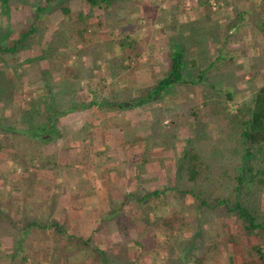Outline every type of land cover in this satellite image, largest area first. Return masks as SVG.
Returning <instances> with one entry per match:
<instances>
[{"label":"rangeland","instance_id":"1","mask_svg":"<svg viewBox=\"0 0 264 264\" xmlns=\"http://www.w3.org/2000/svg\"><path fill=\"white\" fill-rule=\"evenodd\" d=\"M33 2L42 5L44 0H10L6 7L0 3V42H8L7 36L9 39L17 37L20 30L27 29L31 23L37 24ZM198 3V0H119L115 2L108 20L101 26H92L84 35L83 28L74 23V19L68 23L63 22L64 15L55 4L54 8L40 12L41 25H37L39 28L35 35L23 43L19 56L7 59L0 55V86L7 88L0 94V123L13 125L18 116L22 117L21 125H16L20 131L18 135L0 130V264H54L55 259L59 260L58 257L62 255L69 256L72 263L89 264L94 257L90 250L82 251L83 245L69 247L68 241L53 226L56 222L68 234L80 238H86L98 229L95 243L107 249L105 256L109 264H118L122 260V254L138 255L140 248L134 241L146 240L150 236L163 241V230L166 229L161 221L162 216L172 212L167 207L168 202L159 203L149 199L144 202L143 210L132 205L136 218H139L124 227L122 219H118L119 225L117 221L112 225L111 221L103 222V219L115 218L113 214L118 212L124 192L132 191L139 195L165 183L170 184L172 174L165 171L161 159L157 161L159 167L150 162L152 167L149 168L147 162L153 161L159 153L173 157L180 154L187 137L194 132L191 123L181 118L188 116L194 105H200L202 111L206 109L202 105L199 87L176 86L164 97L143 103L133 99L135 96L131 90L122 89L120 99L125 100L123 110L111 111L108 108L90 106L61 115L56 129L50 134L51 140H37L36 145L32 143L34 141L30 133L24 134L21 130L26 122L25 108L30 107L33 100L40 104L49 98L47 92L38 93L36 87L39 83L36 81H41L40 84L47 89L52 88L55 97L61 96L59 89L70 86L73 90L80 85L81 93V87L84 89L88 84L96 87L94 93L98 95L97 99L102 96L115 99L119 90L115 91L111 87H118L121 81L131 89L135 84L134 89L153 86L158 77L168 69L166 57L176 43L184 47L188 57L194 55V52L202 56L203 50H193V33L189 27L192 21L195 23L199 18L208 25L214 26L219 22L217 29L224 33L227 26L230 27L227 45L223 43L220 49L223 55L227 53L232 57L228 67L236 66V72L231 76L239 89L235 101L247 99L253 88L264 82V34L256 27L250 28L254 23L251 20L244 21L247 17L228 25L227 20L236 11L244 12L246 16L243 4L259 11L261 6L264 7V0H208L210 9L207 5L199 6ZM69 6L73 14L79 11L77 3H70ZM110 15L114 16L113 20ZM127 31L138 34L140 53L131 60L125 58L121 63L122 56L117 41ZM224 33L217 36L216 44L221 36L224 37ZM198 36L196 35L197 38ZM205 44L208 50L214 45ZM261 52L262 55L259 54ZM255 57L261 62L257 71L250 69V61L252 58L255 60ZM58 59H64V63L59 65ZM189 59L190 57L187 59L188 66L191 65ZM82 61L85 66L80 68ZM120 63L129 66L122 68ZM69 67L82 70L84 78L80 84L73 81L72 72L71 77H64L63 70ZM91 72L98 74L90 75ZM125 79H128L127 83H123ZM101 86L104 88L100 91ZM68 94L71 96L73 92ZM63 104V100L57 102V107L63 108ZM39 108L43 110L34 112L36 124L43 123L47 114L46 108ZM198 114L200 118V113ZM175 115L178 124L171 127L170 121ZM2 117L4 118L1 119ZM160 117H164L162 127L158 122ZM220 117L213 115L208 118V123L213 122L215 125L221 120ZM159 132L165 134L158 139ZM143 135L146 138L141 141L140 137ZM162 142L170 143L167 145L172 149L165 150L163 147L160 152L159 147H154ZM34 145H40L42 151L35 152L32 149ZM97 146L105 147L108 152L112 151L113 160L107 162L103 155H93ZM81 149L85 150L83 156L78 154ZM19 152L28 153L21 155ZM126 153H131V157L125 160ZM129 168L137 171L136 177L129 175L123 182L121 178L127 176L123 171ZM112 170L116 171L117 177L109 175ZM185 202L182 209L176 206L173 210V213H177L176 209L179 212V219L174 223L176 225L182 219H192V215L186 214L191 203L189 200ZM129 208L124 207L126 211ZM147 218L150 222L143 223ZM10 220H14L13 226L10 225ZM102 222L111 231L109 240H106L103 231H99L102 230ZM191 223L190 233L189 227L183 228L180 238L185 239L184 241L191 238L189 236L193 231L199 234L202 227L209 229L204 233L207 241H225V238L220 240V237L228 230L241 233L235 229L233 217L218 220L217 217L201 216L198 220H191ZM197 236L201 237L200 234ZM227 247L233 248V251L239 248L231 244ZM226 252L224 245H221L209 264H225L221 257ZM158 259L160 262L163 254ZM235 259L237 263L242 262L240 252L235 254Z\"/></svg>","mask_w":264,"mask_h":264},{"label":"trees","instance_id":"2","mask_svg":"<svg viewBox=\"0 0 264 264\" xmlns=\"http://www.w3.org/2000/svg\"><path fill=\"white\" fill-rule=\"evenodd\" d=\"M2 1L4 4L9 2V0ZM116 1L119 0H44L42 5L38 2H33V5H31L37 24H29L27 29L20 30L19 35L13 39H9L7 36L6 40L8 42H0V55H4L7 59L19 56L23 43L35 35L39 28L37 25H41L39 19L40 12L46 11L48 8H54L55 4H57L56 7L64 15L63 22L68 23L74 19V23L79 26L81 25L83 28L82 30L84 31L82 33L84 35L92 26H101L104 21L108 20V15L113 12ZM198 1L199 6L209 5L208 0ZM74 2L78 4L79 11L73 14L69 4ZM208 8L210 9L209 6ZM263 13L264 7L261 6L257 12L253 11L252 14L248 12V15H246L247 19H244V21L251 20L256 29L262 34H264ZM110 16L111 20H113L114 16ZM246 16L244 12L239 13V11H236L227 20V25L232 22L236 23L238 19L240 20V18ZM203 21L199 18L195 23L192 21L189 24V27L192 28L191 33H193L191 35L193 36L191 44L195 45L193 50H203L202 56H198L197 52H194V55H189L191 65L188 66L187 59L189 57L186 55L184 47L180 43L174 44L166 57L168 58V69L158 77L153 86L136 87L135 90L134 86L136 84L131 89L128 84L124 86L121 81L118 87L114 85L111 87L115 91L119 90L115 99H109L105 96L97 99L96 96L98 95L94 93L96 87H91L88 84L84 89L81 87V93H79L80 85L73 88V90L70 86L62 90L59 89L61 92L58 91L61 96L55 97L56 94H54L55 92L52 94V88L47 89L40 84L41 81H36L39 83L36 87L38 93L47 92L49 98L40 104L35 103L33 100V104L30 103V107L25 108L26 122L24 126L22 124L24 128L21 131L24 134L30 133L29 135L34 141L32 143L36 145L37 140L40 142L51 140L50 134L56 129L58 117L61 115L73 111H81L90 106H97L102 109L108 108L111 111H117V109L123 110L125 108V100L120 99V96H122L120 90L122 89H125V91L131 90L133 92L132 95L135 96L133 99L139 103L160 99L166 93H169L171 89L176 88V86H196L201 90L202 105L206 109L202 111L200 105H194L189 110V115L181 118L182 120L184 118L189 124L191 123L190 125L193 126L194 132L187 137L180 154L177 157H173L170 154L159 153L153 158V161L147 162L149 168L152 167L151 163L159 167L157 161L161 159L165 171L168 170V174L173 175H171L170 184L165 183L159 188L147 190L139 195H136L132 191L124 192L122 200L119 202L118 212L113 214L115 218L103 219V222L109 220V223L111 221L112 225H115L116 221L119 225L118 219H122L125 223V225H122L124 227L129 222H134L135 219L139 218H136L137 214H134L136 211L131 206L134 205L136 209L140 210L144 202L149 199L157 200L159 203L168 202L167 207L172 209L170 215L162 216L161 221L166 229V231L163 230V241H160L156 236H150L146 239L148 241L145 239L134 241L135 245L139 246L140 253L132 256L131 254L128 256L127 253L122 254V260L118 264H209L213 260L216 250H219L221 245H224V251H227L226 253H222L223 256L221 255L222 260L224 258L225 264H264V206H262V204L264 205V82L253 88L247 99L236 102L235 99L237 94H239V89L236 87V82L231 80V76L236 72V66L228 67V63L232 61V57L228 56L227 53L223 55L220 49L223 43L227 45L226 40L229 38L227 33L230 27L227 26L224 33V31L217 29L219 26L217 23H211L214 24L213 26ZM223 33L225 35L224 37L221 36L222 41L220 38L216 44L215 42L218 40L217 36L223 35ZM196 35L200 37L198 36L197 38ZM137 37L138 34H131L130 31H127L124 32V37L117 41L122 56L120 59L121 63L124 62L125 58L131 60L133 57L139 55L140 49ZM205 43H214V45L209 47L208 50ZM189 48H191L190 44ZM259 54L262 55V52ZM260 55L259 59L261 58ZM256 57L254 58L255 60L252 58L253 61H249L250 69L257 71L261 67V62ZM97 58H100V56ZM63 60L58 59L59 65L64 63ZM79 65L80 68L85 66L83 61ZM128 66L121 64L120 67L124 68ZM63 71L65 78L71 77L70 73L72 72V76H74L72 77V79L74 78L73 81L76 80L79 84L84 78L81 73L82 70H79L77 67H74V69L69 67ZM97 74L90 73V75ZM99 75H101L100 71ZM127 82L128 79L123 80V83ZM103 88L101 86L99 90L101 91ZM6 89V87L1 85L0 94L4 93ZM69 92H73V94L70 96ZM62 100L64 101L63 105L68 106L67 108H64V106L63 108L57 107V102H61ZM39 106L46 108L47 114L44 117L43 123L36 124L34 112H41L43 110ZM198 113H200V118ZM213 115L221 116V120L216 122L215 125L213 122L208 123L210 121L208 118L213 117ZM21 118V116H18L13 125H3L0 123V130L18 135L20 131L16 128V125H21ZM163 119L164 117H160L158 120L161 127ZM170 122L172 123L171 127H174L173 125L175 124L177 125V116L175 115V118L173 117ZM158 134L159 139L165 133L159 132ZM48 135L49 137L47 138L46 136ZM144 136L140 137L141 141L146 138ZM167 144L170 143L162 142L157 144L158 146L154 145V147H159L160 152L163 147L165 150L172 149ZM35 145L32 149L40 153L42 147L40 145L35 147ZM27 153L19 152L21 155H27ZM78 154L80 156L85 155V150L81 149V153ZM95 154L103 155V159L107 162L112 161V157L114 156L112 151L108 152L102 146L94 148L93 155ZM130 157L131 153L129 155L125 154V160ZM160 171L162 172V170ZM115 173L116 171L112 170L109 175L117 177ZM123 173L127 174V176H124L125 178H121L125 182L129 175L136 177L137 171L129 168L125 169ZM135 177L133 178L134 182ZM188 200L191 205L186 209L189 211L186 214L192 215L191 220H198L201 216L217 217L218 220L219 218L233 217L235 222L234 227L238 231L240 230V235L236 231L228 230L226 233H222V236L220 235V240L225 238V241H214V239L207 241L206 234L204 233L209 229L206 230L205 227H202L199 231L201 237L197 236L199 234L196 231H193V234L189 236L191 238L186 239V241H184L185 239L182 240L180 236L182 235L183 228L189 227L190 233L192 223L191 220L185 221V219H182L179 225L174 224L179 219V212L176 209L177 213H173V210H175L176 206L182 209L186 205L185 201L188 202ZM128 206L130 208L126 211L124 207ZM191 206L194 207L193 211L191 210ZM123 210H125V213ZM147 221L150 222V219H145L143 223H147ZM103 222L100 227L102 230L99 229V231H103L102 233L106 240H109L111 231L104 227ZM14 224V220H10V225L13 226ZM53 226L56 227L58 233L63 235V239L68 241L69 247L75 248L77 245H83L82 251L90 250L89 252L94 257L89 264H109L105 256L107 249L95 243V234L98 232V229L92 231V235L80 238L75 237L73 234H68L67 230L65 228L62 229L58 222L53 224ZM207 228H210V226H207ZM123 232L127 233L125 230ZM125 242L129 243L130 241ZM228 244L237 245L239 248L233 251V248L228 249ZM237 252H240L241 256H243L240 263H237L235 259ZM160 254H163V259L159 262L158 258ZM180 254H183L182 257H179ZM57 255L59 256V254ZM152 255H154L153 258L151 257ZM68 257L67 255H62V257H58L59 260L55 259L54 264H81L77 262L72 263Z\"/></svg>","mask_w":264,"mask_h":264},{"label":"crops","instance_id":"3","mask_svg":"<svg viewBox=\"0 0 264 264\" xmlns=\"http://www.w3.org/2000/svg\"><path fill=\"white\" fill-rule=\"evenodd\" d=\"M0 3H1V5H3V6L6 7V6L9 5L10 0H9V2H7V4H4L2 0H0ZM251 4H252V3H251ZM251 4H250V5H251ZM242 7L245 8L244 10H246V15H248V12H250V13L252 14V12L255 11L254 8L250 9V6H249V5H248V6H245V4H243ZM253 9H254V10H253ZM250 10H253V11L251 12ZM246 17H247V16H246ZM218 23H219V22H217V24H218ZM219 26H220V23H219ZM254 27H255L254 25H251L250 28L255 29ZM230 33H231V32H230ZM73 112H75V111H73ZM67 114H68V113H67ZM64 115H66V114H64Z\"/></svg>","mask_w":264,"mask_h":264}]
</instances>
